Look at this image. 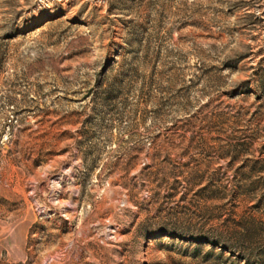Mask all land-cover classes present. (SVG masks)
<instances>
[{
	"label": "rangeland",
	"instance_id": "1",
	"mask_svg": "<svg viewBox=\"0 0 264 264\" xmlns=\"http://www.w3.org/2000/svg\"><path fill=\"white\" fill-rule=\"evenodd\" d=\"M0 264H264V0H0Z\"/></svg>",
	"mask_w": 264,
	"mask_h": 264
}]
</instances>
